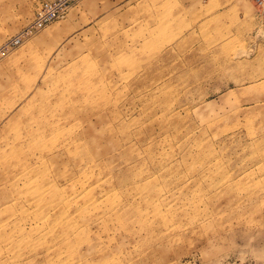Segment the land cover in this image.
Wrapping results in <instances>:
<instances>
[{"label":"rangeland","instance_id":"1","mask_svg":"<svg viewBox=\"0 0 264 264\" xmlns=\"http://www.w3.org/2000/svg\"><path fill=\"white\" fill-rule=\"evenodd\" d=\"M0 264H264V12L0 0Z\"/></svg>","mask_w":264,"mask_h":264},{"label":"built area","instance_id":"2","mask_svg":"<svg viewBox=\"0 0 264 264\" xmlns=\"http://www.w3.org/2000/svg\"><path fill=\"white\" fill-rule=\"evenodd\" d=\"M260 11L264 12V0H250ZM60 5L56 2H42L35 12L34 25L41 27L56 19L60 13Z\"/></svg>","mask_w":264,"mask_h":264},{"label":"bare ground","instance_id":"3","mask_svg":"<svg viewBox=\"0 0 264 264\" xmlns=\"http://www.w3.org/2000/svg\"><path fill=\"white\" fill-rule=\"evenodd\" d=\"M51 22V21H50Z\"/></svg>","mask_w":264,"mask_h":264}]
</instances>
